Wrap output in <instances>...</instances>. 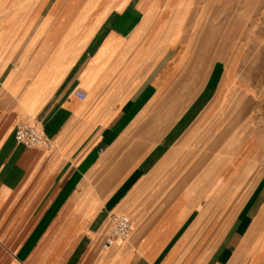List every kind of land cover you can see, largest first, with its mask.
I'll return each instance as SVG.
<instances>
[{
    "label": "crops",
    "instance_id": "crops-1",
    "mask_svg": "<svg viewBox=\"0 0 264 264\" xmlns=\"http://www.w3.org/2000/svg\"><path fill=\"white\" fill-rule=\"evenodd\" d=\"M17 1L0 2V264H264L243 118L264 25L216 23L210 0ZM19 121L51 148L16 143ZM110 215L133 231L103 251Z\"/></svg>",
    "mask_w": 264,
    "mask_h": 264
},
{
    "label": "rangeland",
    "instance_id": "rangeland-1",
    "mask_svg": "<svg viewBox=\"0 0 264 264\" xmlns=\"http://www.w3.org/2000/svg\"><path fill=\"white\" fill-rule=\"evenodd\" d=\"M8 0H2L1 3ZM10 1V0H9ZM247 0H210L211 7H220V17L215 20L216 23H223L226 26L238 24L241 22L242 29L249 24L252 29L264 25V0H251V5L244 8ZM19 5L21 0L17 1ZM7 7V6H6ZM178 7H186L189 9V0H178ZM189 20V16H185ZM264 59V57H263ZM259 70L263 74L261 80L258 81V95L253 96L251 108L249 112H243V118L254 122V127L258 133V158L263 161L261 167H264V63L259 65Z\"/></svg>",
    "mask_w": 264,
    "mask_h": 264
},
{
    "label": "built area",
    "instance_id": "built-area-1",
    "mask_svg": "<svg viewBox=\"0 0 264 264\" xmlns=\"http://www.w3.org/2000/svg\"><path fill=\"white\" fill-rule=\"evenodd\" d=\"M74 95L79 99L85 98V93L75 90ZM14 139L16 143L29 149H49L52 144L42 133L38 125L29 122L19 121L14 127ZM110 231L104 236L101 249L108 251L114 246H120L127 242L133 231L131 218L127 215H110Z\"/></svg>",
    "mask_w": 264,
    "mask_h": 264
}]
</instances>
